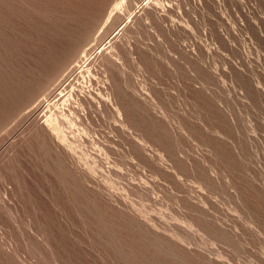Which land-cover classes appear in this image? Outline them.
I'll return each mask as SVG.
<instances>
[{
	"label": "rangeland",
	"instance_id": "374dc122",
	"mask_svg": "<svg viewBox=\"0 0 264 264\" xmlns=\"http://www.w3.org/2000/svg\"><path fill=\"white\" fill-rule=\"evenodd\" d=\"M0 264H264V0H0Z\"/></svg>",
	"mask_w": 264,
	"mask_h": 264
}]
</instances>
